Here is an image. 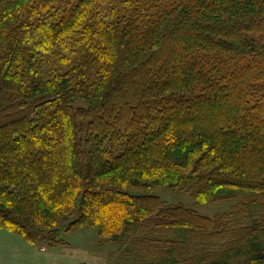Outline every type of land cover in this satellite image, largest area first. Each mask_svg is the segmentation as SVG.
<instances>
[{
	"label": "trees",
	"instance_id": "1",
	"mask_svg": "<svg viewBox=\"0 0 264 264\" xmlns=\"http://www.w3.org/2000/svg\"><path fill=\"white\" fill-rule=\"evenodd\" d=\"M1 153L27 182L0 178V225L30 242L131 216L150 264H264V0H0Z\"/></svg>",
	"mask_w": 264,
	"mask_h": 264
},
{
	"label": "rangeland",
	"instance_id": "2",
	"mask_svg": "<svg viewBox=\"0 0 264 264\" xmlns=\"http://www.w3.org/2000/svg\"><path fill=\"white\" fill-rule=\"evenodd\" d=\"M74 105L87 107L83 100H78ZM10 160H14L12 155L0 154V178L5 176L8 180L13 178L17 181L20 199L23 201L26 198L23 197L20 183L27 182V173L23 171L22 166H14ZM5 188V183L0 185V190L4 191ZM9 188L10 196L15 188ZM152 193L161 199L160 204L165 201L170 206H185L208 217L221 216L228 212L232 205L227 201L201 204L191 193L172 191L167 186ZM116 204L120 205L115 202L111 207H119ZM124 220L130 222L132 218L128 216L124 217ZM124 220L121 218L119 221V231L116 234L104 236L100 233L99 226H74L70 219L58 218L52 226V232L60 230L63 242L54 245H49L46 241L30 242L26 239L28 235L25 238L0 225V264H150L156 260H166L169 253L159 256L151 247L146 248L138 244V240L142 239L140 226L132 227L135 223L124 225ZM165 235L164 233L157 236L165 238ZM176 238L182 239L178 235Z\"/></svg>",
	"mask_w": 264,
	"mask_h": 264
}]
</instances>
